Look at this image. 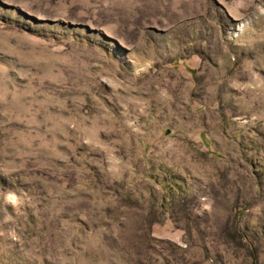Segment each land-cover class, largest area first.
<instances>
[{"label": "rangeland", "instance_id": "rangeland-1", "mask_svg": "<svg viewBox=\"0 0 264 264\" xmlns=\"http://www.w3.org/2000/svg\"><path fill=\"white\" fill-rule=\"evenodd\" d=\"M0 264H264V0H0Z\"/></svg>", "mask_w": 264, "mask_h": 264}]
</instances>
